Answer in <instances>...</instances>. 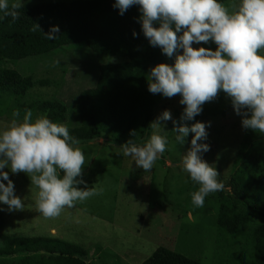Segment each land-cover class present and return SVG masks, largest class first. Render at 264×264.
Here are the masks:
<instances>
[{
    "label": "clouds",
    "instance_id": "clouds-1",
    "mask_svg": "<svg viewBox=\"0 0 264 264\" xmlns=\"http://www.w3.org/2000/svg\"><path fill=\"white\" fill-rule=\"evenodd\" d=\"M24 2L0 0V19L15 21ZM133 5L138 6L137 19L149 45L159 47L168 57L176 53L174 63L150 67L147 90L167 98L179 94L184 107L180 123L172 120L171 131L178 144L193 133L180 165L197 185L190 193L191 205L202 207L205 197L223 190L224 184L218 180L215 167L201 158L209 150L203 142L207 137L205 122L189 125L185 121L193 120L202 105L222 91L241 116V126L264 136V0H229L227 6L223 0H114L112 6L123 15ZM59 31L58 25H52L43 33L46 39L54 40ZM209 41L216 45L214 50L201 44ZM18 116L14 112V118L0 126V205H6L9 212L23 208V199L14 193L5 167L13 174H27L36 190L35 210L44 218H55L74 202L94 195L95 189L78 187L87 184L81 175L85 157L67 127L47 116L33 119L27 109L22 118ZM169 119L170 112L162 111L149 123L153 131L145 142L129 139L116 154L150 172L165 152L167 138L158 132L164 128L161 122Z\"/></svg>",
    "mask_w": 264,
    "mask_h": 264
},
{
    "label": "trees",
    "instance_id": "trees-1",
    "mask_svg": "<svg viewBox=\"0 0 264 264\" xmlns=\"http://www.w3.org/2000/svg\"><path fill=\"white\" fill-rule=\"evenodd\" d=\"M113 3L26 1L15 21L0 19V89L15 97L13 113L21 116L26 109L39 110L53 122L65 125L78 145L98 140L121 145L129 139L142 144L148 139L152 133L149 123L158 114V99L147 90L146 74L157 63H174L176 53L168 57L159 47L149 45L137 19V5L120 15ZM52 25H58L60 31L54 40H48L43 32ZM78 43L113 59L99 65L94 86L65 102L56 93L66 80L67 68L52 74L46 69L28 71L29 58L54 57L62 46ZM42 87L54 88L56 93L43 94ZM228 107L225 102L209 104L193 120L224 115ZM182 111H177L179 117ZM133 130L134 136L130 135ZM232 164L230 175L222 180L224 188L218 192L221 203L216 224L228 234L250 237L253 263L264 264V222L250 226L255 213L264 216V136L244 128ZM89 254L80 244L53 233L0 235V264H90L86 262ZM140 264L206 263L162 245Z\"/></svg>",
    "mask_w": 264,
    "mask_h": 264
},
{
    "label": "rangeland",
    "instance_id": "rangeland-1",
    "mask_svg": "<svg viewBox=\"0 0 264 264\" xmlns=\"http://www.w3.org/2000/svg\"><path fill=\"white\" fill-rule=\"evenodd\" d=\"M224 3L227 6L229 0ZM201 44L213 50L216 47L211 41ZM198 46L193 44V47ZM112 59L78 43L62 46L54 57H39L37 61L29 58L31 64L28 71L46 69L52 74L59 72L57 69L67 68L66 80L57 93L54 88H40L43 94L55 92L67 102L81 90L94 86L99 65ZM85 61L88 63L85 64ZM156 98L157 116L168 110L172 119L161 122L164 128L161 127L158 134L165 136L168 142L165 152L150 172L137 168L130 158L117 155L120 145L107 144L103 140L78 145L85 157L81 175L87 182L78 187L95 189V194L82 202H74L73 207L64 208L55 218H44L35 210L33 197L36 190L30 185L27 174H13L5 167L9 179L13 181L14 193L23 199V208L9 212L6 205H0V235L42 236L53 233L88 249L90 254L86 262L90 264L105 261L111 264H140L162 245L206 264H254L250 237L234 236L217 226L216 217L221 203L218 192L206 196L202 207L191 205L190 193L196 190L197 185L181 170L180 160L189 147L193 133H189L183 144H178L171 131L172 120L180 123L177 111L184 107L179 103V94L167 98L157 93ZM220 102L228 104L226 114L185 123L205 122L207 137L203 142L209 145V150L202 153L201 158L215 167L218 180L222 182L232 171L233 158L244 128L241 116L233 110L230 97L222 91L205 102L202 108ZM15 106V97L0 89V126L7 125L14 118L11 115ZM32 114L33 119L44 116L39 110H34ZM19 116L17 118L23 117ZM263 222L264 216L255 213L250 226Z\"/></svg>",
    "mask_w": 264,
    "mask_h": 264
}]
</instances>
